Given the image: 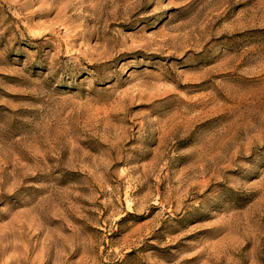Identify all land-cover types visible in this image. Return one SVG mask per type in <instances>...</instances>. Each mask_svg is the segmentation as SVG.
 <instances>
[{
    "label": "rangeland",
    "instance_id": "rangeland-1",
    "mask_svg": "<svg viewBox=\"0 0 264 264\" xmlns=\"http://www.w3.org/2000/svg\"><path fill=\"white\" fill-rule=\"evenodd\" d=\"M0 264H264V0H0Z\"/></svg>",
    "mask_w": 264,
    "mask_h": 264
}]
</instances>
